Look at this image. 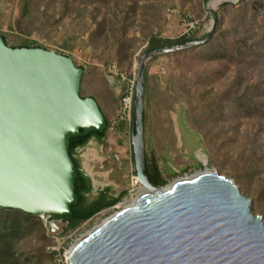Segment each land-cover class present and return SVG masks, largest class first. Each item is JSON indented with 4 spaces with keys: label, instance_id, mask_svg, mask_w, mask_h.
<instances>
[{
    "label": "rangeland",
    "instance_id": "374dc122",
    "mask_svg": "<svg viewBox=\"0 0 264 264\" xmlns=\"http://www.w3.org/2000/svg\"><path fill=\"white\" fill-rule=\"evenodd\" d=\"M231 1L235 0H0V37L7 39L9 47L30 42L71 58L84 71L81 95L95 99L111 122L120 108L119 91L126 85L118 77L112 79L108 67L115 65L120 73L133 78L141 56L148 51L150 36L199 39L211 29L209 9L220 13V6ZM239 1L221 14V31L227 36L217 40L220 48L161 54L146 62V156L160 168L167 181L164 187L204 171L198 155L204 157L211 171L239 186L251 200L253 214L264 220V57L236 70L228 54L239 41L232 30L245 15L248 28L258 36L249 39V45L263 37L264 0ZM124 31L134 40L126 60L117 55L116 47V39ZM222 48L228 51L227 57L217 59ZM125 125V135L118 131L120 125L115 133H107L103 144L93 139L96 146L87 144L78 155L82 165L85 154L91 153L88 158L96 176L90 182L99 186V193L109 190L115 199L123 195L116 205L129 197L132 177L137 176L132 128ZM116 148L121 162L114 159ZM130 158L132 166L126 171ZM99 193L91 194V199ZM121 209L104 210L56 238L49 233L52 219L38 216L43 230L33 228L16 251L23 259L28 257L30 264H67L64 256L58 262L51 254L50 248L58 246L57 238H62L63 252L69 251Z\"/></svg>",
    "mask_w": 264,
    "mask_h": 264
},
{
    "label": "water",
    "instance_id": "95a60500",
    "mask_svg": "<svg viewBox=\"0 0 264 264\" xmlns=\"http://www.w3.org/2000/svg\"><path fill=\"white\" fill-rule=\"evenodd\" d=\"M209 14L212 26L203 40L141 56L131 139L136 174L148 190L78 240L67 264H264L263 218L207 159L204 171L166 187H154L145 174L146 62L207 43L217 23L214 11ZM83 75L65 55L12 48L0 37V208L57 217L49 223L53 238L68 228L62 218L72 216L79 201L70 140L108 126L96 100L81 96Z\"/></svg>",
    "mask_w": 264,
    "mask_h": 264
},
{
    "label": "trees",
    "instance_id": "16d2710c",
    "mask_svg": "<svg viewBox=\"0 0 264 264\" xmlns=\"http://www.w3.org/2000/svg\"><path fill=\"white\" fill-rule=\"evenodd\" d=\"M242 0L239 1V3ZM31 5V1L25 3L26 9ZM233 6L230 2H224L220 8V13H215L216 15V28L211 37V39L202 45L193 46L181 51L173 52L170 55L180 54L185 52H192L196 49L203 48L205 46L221 47L217 40L226 38L227 34L221 31V14L225 12V9L228 6ZM256 16L252 18L255 19ZM249 18L247 20V15H245L240 21V23L233 28L232 36L235 38L238 37L239 41L236 44V47L231 51L229 63L236 67V70H240L245 66H249L258 58L264 57V35L260 40H256L251 45H249L248 40L252 38H257L258 36L248 28ZM251 27V26H250ZM100 30L98 29L97 33ZM208 34H205L203 37L197 39L193 36H182L176 40H163L159 36H150L148 42V50H155L160 48H169L177 45H184L194 41H201L206 38ZM98 37V36H97ZM5 43L7 39L2 36ZM92 41V40H91ZM93 42V41H92ZM134 42L133 39L127 37V31H124L121 37L116 39L117 55L124 57L126 60L129 57V51L132 48L131 44ZM238 45V46H237ZM131 47V48H130ZM12 48H43L42 46H34L30 42H25L23 45ZM45 49V48H43ZM219 55L217 59H225L227 56V50L222 48L219 50ZM238 68V69H237ZM146 70H145V79H146ZM82 96V95H81ZM83 97V96H82ZM87 98V97H83ZM100 107V106H99ZM257 104H254V108H257ZM101 109V108H100ZM102 111V110H101ZM103 113V111H102ZM104 114V113H103ZM105 116V114H104ZM107 123H109L108 118L105 116ZM145 124V116H144ZM107 129L104 133L94 132L87 136L72 138L70 140V157L78 169V178H77V187L76 194L79 198L78 204L72 206V216L62 218L64 222H68L69 226L65 232L75 230L83 223L89 221L97 214L101 213L104 210H107L123 198L121 195L120 199H115L110 195L109 190H103L100 192L94 199H91V182L87 175L81 169V163L78 159L79 150L84 148L91 140H96L97 142L103 144L106 140ZM146 176L149 178L150 183L157 188L164 187L167 184V181L163 178L162 173L157 166V164L152 161L150 162L146 156ZM52 220L58 219L57 217H51ZM36 228L38 230H43L42 223L39 220L38 216L27 214L20 210L14 209H4L0 208V264H30L28 257L24 258L19 255L16 251V246L18 243L26 239L29 236L31 230ZM51 254L54 256L55 252L51 251Z\"/></svg>",
    "mask_w": 264,
    "mask_h": 264
},
{
    "label": "built area",
    "instance_id": "2783aa9c",
    "mask_svg": "<svg viewBox=\"0 0 264 264\" xmlns=\"http://www.w3.org/2000/svg\"><path fill=\"white\" fill-rule=\"evenodd\" d=\"M108 72L111 74L112 79H115L116 77H118L120 79L121 82H123L126 87L125 89H122L119 91L120 95H121V101H120V108L117 111L114 120H112L111 122L108 123L107 126V133L108 132H112L115 133L117 131V128L121 125V124H128L131 128L133 125V119H134V107H133V99H134V94H135V86H136V76H134L133 78H129L127 77L125 74L120 73V71H118V68L115 65L109 66L108 67ZM132 130V129H131ZM90 147H95L96 143H93L92 141H90L89 143ZM84 150V148L79 150V153H82ZM92 150L87 149L86 148V152H90ZM114 159L117 162H121L122 161V156L120 151L118 150V148H116L114 150ZM83 155V154H82ZM88 156H91V154H89ZM87 162V165H86ZM86 166L89 167V169H91L90 173L87 171ZM81 169L82 171L87 175V177L90 180H93L94 176H96L93 172L92 166H91V159H89L88 157L85 158V162L82 163L81 165ZM134 182H135V178L136 177H132ZM94 181V180H93ZM98 187L99 186H95L94 184L91 185L92 188V192L91 194H94V192L99 193L98 191ZM132 190L130 191L129 197L124 199V202L120 203L119 205H115L112 207V209H119L120 207H125V205L131 203L132 201H134L137 198V194L139 192V190H136V185L135 183L132 186ZM103 190V189H102ZM100 190V191H102ZM133 196L135 197V199H133ZM47 215H43L41 217H44ZM48 218H51L50 216H48ZM50 222H48L49 224ZM59 239V240H58ZM62 238H57L58 242V246L57 247H52L50 248L51 251L55 252V257L58 258V262H62L63 261V256L65 257L66 263H67V257H68V253L69 251L65 250V252H63L61 245L63 244V242H60ZM71 249V248H70Z\"/></svg>",
    "mask_w": 264,
    "mask_h": 264
},
{
    "label": "bare ground",
    "instance_id": "6f19581e",
    "mask_svg": "<svg viewBox=\"0 0 264 264\" xmlns=\"http://www.w3.org/2000/svg\"><path fill=\"white\" fill-rule=\"evenodd\" d=\"M92 152H93V151H92ZM94 152H95V151H94ZM89 154H91V153L85 154L84 157L87 158ZM198 158L200 159V161H202V163H206V159H205L204 157L198 155ZM86 165H87V162H86ZM86 169H87V171L90 173L91 169H89L88 166H86ZM134 183H135L136 186H140V189H139V192H138V194H137V197H138V195H139L140 193L145 192V191L148 190L145 186L141 185V183L139 182V179H138L137 176H136V178H135V182H134ZM135 200H136V199H135ZM135 200H134V201H135ZM134 201H132L131 203L125 205V207L131 205ZM41 216H43V215H41Z\"/></svg>",
    "mask_w": 264,
    "mask_h": 264
},
{
    "label": "crops",
    "instance_id": "0c3cea01",
    "mask_svg": "<svg viewBox=\"0 0 264 264\" xmlns=\"http://www.w3.org/2000/svg\"><path fill=\"white\" fill-rule=\"evenodd\" d=\"M118 131L121 133V134H126V125L125 124H121V126L119 127V129H118ZM132 162H133V160L130 158V161H129V164H127V162H126V171H128V167H131L132 166ZM160 169V168H159ZM114 173V170H112L111 171V173ZM114 174H112V176H113Z\"/></svg>",
    "mask_w": 264,
    "mask_h": 264
}]
</instances>
